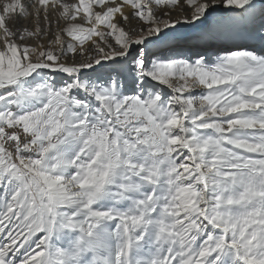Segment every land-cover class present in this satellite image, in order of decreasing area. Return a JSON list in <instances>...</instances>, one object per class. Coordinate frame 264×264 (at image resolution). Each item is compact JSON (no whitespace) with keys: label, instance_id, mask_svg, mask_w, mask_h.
<instances>
[{"label":"snow or ice","instance_id":"1","mask_svg":"<svg viewBox=\"0 0 264 264\" xmlns=\"http://www.w3.org/2000/svg\"><path fill=\"white\" fill-rule=\"evenodd\" d=\"M0 264H264V0H0Z\"/></svg>","mask_w":264,"mask_h":264}]
</instances>
